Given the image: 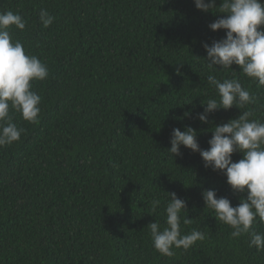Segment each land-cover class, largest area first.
Listing matches in <instances>:
<instances>
[{
  "label": "trees",
  "instance_id": "1",
  "mask_svg": "<svg viewBox=\"0 0 264 264\" xmlns=\"http://www.w3.org/2000/svg\"><path fill=\"white\" fill-rule=\"evenodd\" d=\"M42 8L55 17L47 28ZM9 10L26 21L10 29L13 41L49 75L32 82L39 123L11 112L25 131L0 147V264H264V250L249 246L250 235L231 237L202 197L215 190L235 207L246 193L198 152H168L173 128L196 129L206 150L213 127L243 111L264 122V86L238 65L209 69L204 60L203 44L225 38L226 30L209 28L224 14L198 10L194 0H0V12ZM209 74L239 79L254 103L201 123V102L216 97ZM172 192L187 205L182 234L196 229L205 239L169 257L155 250L147 226H166ZM250 232L264 234V222L257 217Z\"/></svg>",
  "mask_w": 264,
  "mask_h": 264
},
{
  "label": "clouds",
  "instance_id": "2",
  "mask_svg": "<svg viewBox=\"0 0 264 264\" xmlns=\"http://www.w3.org/2000/svg\"><path fill=\"white\" fill-rule=\"evenodd\" d=\"M194 4L203 12L218 9V14H224L209 24L212 31L223 29L226 35L211 45L203 44L207 67L218 69L215 67L218 65V70H227L235 64L246 77L264 86V0H220L219 7L216 0H194ZM39 19L47 28L55 17L42 8ZM13 26L24 30L26 21L11 10L0 12V147L18 142L25 131L13 122L11 112L19 113L29 123H39L41 96L32 90V82L43 81L49 75L41 59L27 54L21 41H13L10 34ZM207 81L214 87L218 99L212 97L206 103L201 102L203 112L196 117L201 123H208L209 115L221 108L228 110L236 106L241 109L255 101L237 78L217 79L209 74ZM251 117L252 111H243L238 118L214 126L206 150L198 144L196 129L190 126L184 131L173 128L168 152L173 157L180 156L181 146L198 152L206 168L226 176L233 191L246 193L235 207L228 198H217L215 190H204L202 197L205 208L214 211L215 219L231 227V237L250 235L249 246L260 251L264 250V234L250 232V229L257 217L264 222V122ZM235 152L242 154L236 162L232 159ZM167 194L166 226L156 220L147 227L155 250L171 257L173 248L187 250L197 241H203L205 235L196 229L182 234L180 214L187 209L186 202L174 192ZM151 205L155 212L160 200L153 199ZM191 222L192 219L183 218L185 225Z\"/></svg>",
  "mask_w": 264,
  "mask_h": 264
}]
</instances>
